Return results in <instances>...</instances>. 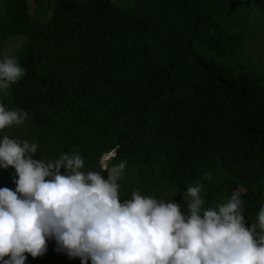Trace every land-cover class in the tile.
<instances>
[{
    "label": "trees",
    "instance_id": "trees-1",
    "mask_svg": "<svg viewBox=\"0 0 264 264\" xmlns=\"http://www.w3.org/2000/svg\"><path fill=\"white\" fill-rule=\"evenodd\" d=\"M47 2L0 0V46L21 39L12 55L27 71L2 98L29 114L10 137L37 143L34 158L79 149L84 171L113 151L121 185L143 195L177 200L200 181L216 204L239 190L250 226L264 202V65L222 63L247 55L263 0ZM14 172L0 169V187L15 188ZM55 247L25 264H80Z\"/></svg>",
    "mask_w": 264,
    "mask_h": 264
},
{
    "label": "clouds",
    "instance_id": "clouds-1",
    "mask_svg": "<svg viewBox=\"0 0 264 264\" xmlns=\"http://www.w3.org/2000/svg\"><path fill=\"white\" fill-rule=\"evenodd\" d=\"M26 75L15 55L0 56V169L15 170V188L0 187V264H25L26 253L42 257L48 241L80 264H264V202L246 227L239 190L206 204L197 181L177 200L170 199L177 191L165 199L138 189L122 200L127 161L109 166L113 151L101 158L109 156L100 160L106 165L88 171L79 149L34 158L37 143L5 131L23 125L28 112L2 102ZM212 179L211 172L201 176Z\"/></svg>",
    "mask_w": 264,
    "mask_h": 264
},
{
    "label": "rangeland",
    "instance_id": "rangeland-1",
    "mask_svg": "<svg viewBox=\"0 0 264 264\" xmlns=\"http://www.w3.org/2000/svg\"><path fill=\"white\" fill-rule=\"evenodd\" d=\"M42 1L45 4H48L47 0H42ZM111 1L116 2V1H121V0H111ZM122 1L123 2H131V0H122ZM29 6L31 7L32 11H34L35 8H37V7H35L34 0H29ZM257 13H258L257 16L260 19L259 23L261 26V27H259L260 29L258 28V30H260L261 33H257L255 35L254 39L246 45L245 53L247 55H244L242 53L241 55H238L234 59H229V60L223 61L222 65L226 68L228 74L231 71L235 70V65H237L239 63L246 62V61H252V59L254 61V62L252 61L253 63H256L259 61L261 64L264 65V14L261 13L260 11ZM20 45H21V39H19V38H12L8 41H5L0 46V54L1 55H12L18 50ZM256 60H258V61H256ZM5 131L10 136L9 129H7ZM108 159H109V156H106L101 160H108ZM100 163L102 166L106 165V162L102 161ZM121 190H124L127 194L130 195V193L134 189H131V188H128V187L121 185ZM151 195H158V196L164 197L165 199H167L169 196H171V195H166L161 191H159L157 194H151ZM172 198L173 197H170V199H172ZM183 202H184V200L180 199L179 203H183Z\"/></svg>",
    "mask_w": 264,
    "mask_h": 264
},
{
    "label": "water",
    "instance_id": "water-1",
    "mask_svg": "<svg viewBox=\"0 0 264 264\" xmlns=\"http://www.w3.org/2000/svg\"><path fill=\"white\" fill-rule=\"evenodd\" d=\"M263 2H264V0H263Z\"/></svg>",
    "mask_w": 264,
    "mask_h": 264
}]
</instances>
